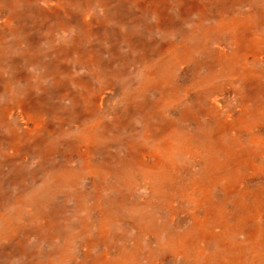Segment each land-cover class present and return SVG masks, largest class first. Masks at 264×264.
<instances>
[{"label":"rangeland","instance_id":"1","mask_svg":"<svg viewBox=\"0 0 264 264\" xmlns=\"http://www.w3.org/2000/svg\"><path fill=\"white\" fill-rule=\"evenodd\" d=\"M232 261L264 264V0H0V264Z\"/></svg>","mask_w":264,"mask_h":264},{"label":"bare ground","instance_id":"2","mask_svg":"<svg viewBox=\"0 0 264 264\" xmlns=\"http://www.w3.org/2000/svg\"><path fill=\"white\" fill-rule=\"evenodd\" d=\"M65 12V11H64ZM117 22V21H116ZM118 23V22H117ZM44 33V32H43ZM80 33V32H79ZM94 37V36H93ZM124 37V36H123ZM126 37V36H125ZM51 38V37H50ZM52 40V39H51ZM92 40V39H91ZM48 41V40H47ZM49 42H50V40H49ZM82 42V41H81ZM83 43V42H82ZM46 46V45H45ZM52 50V49H51ZM12 52V51H11ZM44 53V52H43ZM40 54H42V53H40ZM45 54V53H44ZM47 54V53H46ZM53 54V53H52ZM77 54V53H76ZM46 56V55H45ZM44 56V57H45ZM77 56H79V55H77ZM49 57V56H48ZM51 57V56H50ZM69 57H71V56H69ZM68 57V58H69ZM73 57V56H72ZM45 59V58H44ZM75 59H76V57H75ZM42 60V59H41ZM43 61V60H42ZM78 61V60H77ZM41 62V61H40ZM75 63H77V62H75ZM93 63V62H92ZM59 64V63H58ZM58 66V65H57ZM93 66H94V64H93ZM58 70V69H57ZM128 74V73H127ZM132 74V73H131ZM99 75V74H98ZM134 75V74H133ZM126 76V75H125ZM129 77V76H128ZM96 78V77H95ZM119 78V80H120V77H118ZM126 78H127V76H126ZM125 78V79H126ZM117 79V78H116ZM98 80V79H97ZM123 80V79H122ZM116 82H118V81H116ZM125 82V81H124ZM106 83V82H105ZM123 84V83H122ZM124 86H126V84L124 85ZM95 87V86H94ZM122 87V89H123V86H121ZM85 89V88H84ZM127 89V88H126ZM130 89V88H129ZM155 90V89H154ZM126 91V90H125ZM89 92V91H88ZM143 92V91H142ZM145 92V91H144ZM147 92V91H146ZM148 92H150V91H148ZM86 93V92H85ZM89 94V93H88ZM153 94V93H152ZM111 95V94H110ZM151 96V95H150ZM81 97V96H80ZM84 97V96H83ZM149 97V96H148ZM110 98V97H109ZM143 98V97H142ZM150 98V97H149ZM83 99V98H82ZM129 99V98H128ZM156 99V98H155ZM154 99V100H155ZM151 100V99H150ZM153 100V101H154ZM163 100V99H162ZM164 103H165V100L163 101ZM84 103H86V102H84ZM155 103V102H154ZM90 104V103H89ZM152 104V103H151ZM169 104V103H168ZM168 104H167V106H168ZM82 105H84V104H82ZM86 105V104H85ZM109 106V105H108ZM105 107H107V106H105ZM95 108V107H94ZM193 108V107H192ZM196 108V107H195ZM107 109V108H106ZM162 109V108H161ZM96 110V109H95ZM125 110H127V109H125ZM170 110V109H169ZM107 111V110H106ZM105 111V112H106ZM198 111H200V110H198ZM96 112V111H95ZM104 113V112H103ZM122 113H123V111H122ZM127 113V112H126ZM138 114V113H137ZM100 115V114H99ZM136 115V114H135ZM130 116V115H129ZM145 116V115H144ZM150 116V115H149ZM105 117V116H104ZM106 119V118H105ZM104 119V120H105ZM129 119V118H128ZM99 120V119H98ZM100 120H101V118H100ZM141 120H143V119H141ZM157 120V119H156ZM176 120V119H175ZM103 121V120H102ZM136 120H134L133 122H135ZM138 121V120H137ZM150 121V120H149ZM158 121V120H157ZM188 121V120H187ZM130 122V121H129ZM147 122V121H146ZM145 122V123H146ZM91 123V122H90ZM114 123V122H113ZM143 123V122H142ZM82 124H83V122H82ZM130 124V123H129ZM128 124V125H129ZM112 125V124H111ZM125 125V124H124ZM132 125H133V123H132ZM136 125V124H135ZM141 125V124H140ZM144 125V124H143ZM122 126V125H121ZM130 126V125H129ZM124 126H122V128H123ZM125 127H127L126 125H125ZM124 127V128H125ZM113 128H116V127H113ZM178 128V127H177ZM176 128V129H177ZM71 129V128H70ZM98 129V128H97ZM140 129V128H139ZM106 130V129H105ZM118 130V129H117ZM126 130V129H125ZM134 130V129H133ZM132 130V131H133ZM136 130V129H135ZM144 130V129H143ZM172 130V129H171ZM89 131V130H88ZM94 131V130H93ZM110 131V130H109ZM131 131V132H132ZM90 132V131H89ZM186 132H188V131H186ZM98 133V132H97ZM113 133V132H112ZM127 133V132H126ZM138 133V132H137ZM167 133V132H166ZM179 133H181V132H179ZM191 133H192V131H191ZM202 133V132H201ZM115 134V133H114ZM117 134V133H116ZM122 134V133H121ZM133 134V133H132ZM182 134V133H181ZM222 134V133H221ZM94 135V134H93ZM96 135V134H95ZM101 135V134H100ZM97 136V135H96ZM116 136V135H115ZM118 136H120L119 134H118ZM124 136V135H123ZM131 136V135H130ZM133 137V136H132ZM137 137V136H136ZM177 137V136H176ZM114 138V137H113ZM130 138V137H129ZM99 139V138H98ZM111 139V138H110ZM121 139V138H120ZM96 140V139H95ZM94 140V141H95ZM129 140V139H128ZM131 141H135V140H131ZM145 141V140H144ZM143 141V142H144ZM124 143H125V141H123ZM110 143V142H109ZM138 143V142H137ZM111 144V143H110ZM109 144V145H110ZM114 144V143H113ZM122 144V143H121ZM135 144V143H134ZM125 146V145H124ZM141 146H143V145H141ZM94 148H95V146H93ZM126 147V146H125ZM128 147V146H127ZM137 147V146H136ZM153 147H154V145H153ZM97 148V147H96ZM109 148H110V146H109ZM118 148V147H117ZM116 148V149H117ZM135 148V147H134ZM164 148V147H163ZM99 149V148H98ZM120 149V148H119ZM159 149V148H158ZM165 149V148H164ZM118 150V149H117ZM116 151V150H115ZM135 151V150H134ZM164 151V150H163ZM167 151V150H166ZM137 152V151H136ZM128 153V152H127ZM166 153V152H165ZM171 153V152H170ZM109 154V153H108ZM162 154H164V152L162 153ZM166 154H168V153H166ZM100 155V154H99ZM125 155V154H124ZM133 155V154H132ZM172 155V154H171ZM107 156V155H106ZM115 156V155H114ZM170 156V155H169ZM192 157V156H191ZM101 158V157H100ZM165 158V157H164ZM168 158V157H167ZM172 159V158H171ZM102 160V159H101ZM112 160H114V159H112ZM105 161V160H104ZM108 161V160H107ZM119 161V160H118ZM133 161V160H132ZM168 161V160H167ZM167 161H165V162H167ZM173 161V160H172ZM129 162V161H128ZM164 162V161H163ZM192 162V161H191ZM236 162V161H235ZM141 163V162H140ZM120 164H122V163H120ZM143 164V163H142ZM170 165H172V164H170ZM94 166H96V165H94ZM110 166H111V164H110ZM97 167H98V165H97ZM96 167V168H97ZM101 167H103V166H101ZM172 167V166H171ZM170 167V168H171ZM100 168V167H99ZM104 168V167H103ZM135 168H136V166H135ZM134 168V169H135ZM138 169H139V167H137ZM143 168V167H142ZM166 168H168V167H166ZM217 168V167H216ZM147 169V168H146ZM163 169V168H162ZM165 169V168H164ZM182 169V168H181ZM98 170V169H97ZM107 170V169H106ZM110 170V169H109ZM136 170V169H135ZM144 170V169H143ZM152 170V169H151ZM156 170H158V168L156 169ZM166 170V169H165ZM178 170V169H177ZM99 171V170H98ZM101 171V170H100ZM159 171V170H158ZM162 171V170H161ZM221 171V170H220ZM137 172V171H136ZM142 172H144V171H142ZM151 172V171H150ZM175 172V171H174ZM198 172V171H197ZM201 172V171H200ZM111 173V172H110ZM182 173V172H181ZM186 173V172H185ZM95 175H96V173H94ZM184 174V173H183ZM139 175V174H138ZM138 175H136V176H138ZM157 175V174H156ZM175 175V174H174ZM173 175V176H174ZM194 175V174H193ZM135 176V175H134ZM153 176H154V172H153ZM162 176H163V174H162ZM108 177V176H107ZM116 177V176H115ZM161 177V176H160ZM128 178V177H127ZM132 178V177H131ZM164 178V177H163ZM188 178V177H187ZM129 179V178H128ZM135 179V178H134ZM139 179H140V176H139ZM142 179V178H141ZM154 179V178H153ZM152 179V180H153ZM207 179V178H206ZM175 180V179H174ZM183 180V179H182ZM186 180V179H185ZM190 180V179H189ZM208 180V179H207ZM106 181V180H105ZM120 181V180H119ZM124 181V180H123ZM128 181V180H127ZM131 181H133V180H131ZM130 181V182H131ZM157 181V180H156ZM171 181V180H170ZM191 181V180H190ZM111 182V181H110ZM125 182V181H124ZM129 182V181H128ZM155 182V181H154ZM154 182H152V183H154ZM162 182V181H161ZM184 182V181H183ZM107 183H108V181H107ZM106 183V184H107ZM113 183H114V181H113ZM145 183V182H144ZM157 183V182H156ZM167 183V182H166ZM171 183V182H170ZM110 184H112V183H110ZM143 184V183H142ZM169 184V183H168ZM172 184V183H171ZM176 184V183H175ZM183 184V183H182ZM186 184V183H185ZM185 184H183V185H185ZM156 185V184H155ZM174 185V184H173ZM102 186V185H101ZM172 186V185H171ZM166 187V186H165ZM168 187V186H167ZM132 188V187H131ZM170 188V187H169ZM122 192H124V191H122ZM120 193V192H119ZM183 193V192H182ZM251 194V193H250ZM158 195V194H157ZM112 196V195H111ZM166 196V195H165ZM108 197V196H107ZM116 198V197H115ZM136 198V197H135ZM134 198V199H135ZM181 198V197H180ZM97 199V198H96ZM120 199V198H119ZM123 199V198H122ZM121 199V200H122ZM161 199V198H160ZM164 199V198H163ZM113 200V199H112ZM125 200V199H124ZM189 200V199H188ZM118 201V200H117ZM101 202H102V200H101ZM111 202V201H110ZM114 202V201H113ZM102 204H104V203H102ZM126 204V203H125ZM254 204V203H253ZM105 205V204H104ZM106 205H107V203H106ZM119 205H120V203H119ZM131 205V204H130ZM135 205H136V203H135ZM138 206V205H137ZM159 206H160V204H159ZM163 206V205H162ZM214 206V205H213ZM99 208V207H98ZM133 208V207H132ZM141 208V207H140ZM142 208H143V206H142ZM124 209V208H123ZM131 209V208H130ZM230 209V208H229ZM84 211V210H83ZM87 211V210H86ZM139 211H141V210H139ZM130 212V211H129ZM138 212V211H137ZM142 214V213H141ZM146 216V215H145ZM230 216V215H229ZM140 219V218H139ZM178 219V218H177ZM229 219V218H228ZM143 220V219H142ZM147 220H148V217H147ZM177 221V220H176ZM160 223V222H159ZM158 223V224H159ZM119 224V223H118ZM143 224V223H142ZM150 224H151V222H150ZM178 224V223H177ZM164 226V225H163ZM159 227V226H158ZM252 227V226H251ZM161 228V227H160ZM164 228V227H163ZM242 230V229H241ZM162 231V230H161ZM179 231V230H178ZM183 231V230H182ZM186 231V230H185ZM245 231V230H244ZM166 232V231H165ZM192 233V232H191ZM226 233H228V231L226 232ZM168 235V234H167ZM172 235V234H171ZM174 235H176V233L174 234ZM137 237H139V235H137ZM170 237V236H169ZM151 238V237H150ZM141 239V238H140ZM140 239H139V241H140ZM145 239V238H144ZM173 239V238H172ZM150 241V240H149ZM152 241H157L156 239L155 240H152ZM215 241V240H214ZM258 241V240H257ZM256 241V242H257ZM138 243V242H137ZM171 243V242H170ZM172 244V243H171ZM174 244H175V242H174ZM249 244V243H248ZM176 245V244H175ZM208 245V244H207ZM140 246V245H139ZM123 247V246H122ZM132 248V247H131ZM126 249V248H125ZM164 250V249H163ZM165 251V250H164ZM161 256V255H160ZM247 256V255H246ZM169 262V261H168ZM90 263V262H89ZM228 264H239V263H237V262H235V261H232V262H230V263H228Z\"/></svg>","mask_w":264,"mask_h":264}]
</instances>
